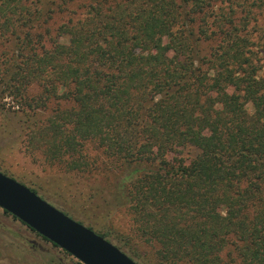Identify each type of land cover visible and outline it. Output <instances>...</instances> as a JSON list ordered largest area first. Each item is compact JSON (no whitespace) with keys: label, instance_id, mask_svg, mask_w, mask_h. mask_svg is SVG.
Instances as JSON below:
<instances>
[{"label":"trees","instance_id":"obj_1","mask_svg":"<svg viewBox=\"0 0 264 264\" xmlns=\"http://www.w3.org/2000/svg\"><path fill=\"white\" fill-rule=\"evenodd\" d=\"M262 8L0 0V99L30 122L57 105L28 149L88 173V147L104 156L159 264H264V39L249 27Z\"/></svg>","mask_w":264,"mask_h":264},{"label":"rangeland","instance_id":"obj_2","mask_svg":"<svg viewBox=\"0 0 264 264\" xmlns=\"http://www.w3.org/2000/svg\"><path fill=\"white\" fill-rule=\"evenodd\" d=\"M255 16L256 21L249 26L253 40L264 39V8L257 10ZM62 21V17L55 16L50 28L55 29ZM67 41L65 36L60 39L61 43ZM31 91L36 93L37 90L33 87ZM18 106L11 98L0 99V172L30 188L76 222L99 234L105 233V239L126 255L133 257L131 250L139 254L141 259L133 257L138 264H146L143 260L159 264L155 250L143 243L130 215L115 201L114 188L120 176L117 171L107 169L109 162L104 156L88 147L89 161L98 169L88 173L68 171L65 163L49 161L39 150L30 151L27 144L30 131H37L57 105L52 102L49 109L39 110L30 118L33 122L21 116ZM61 106L65 108L68 104L62 102ZM0 264L82 263L0 209Z\"/></svg>","mask_w":264,"mask_h":264},{"label":"water","instance_id":"obj_3","mask_svg":"<svg viewBox=\"0 0 264 264\" xmlns=\"http://www.w3.org/2000/svg\"><path fill=\"white\" fill-rule=\"evenodd\" d=\"M0 209L82 264H137L108 240L1 172Z\"/></svg>","mask_w":264,"mask_h":264},{"label":"flooded vegetation","instance_id":"obj_4","mask_svg":"<svg viewBox=\"0 0 264 264\" xmlns=\"http://www.w3.org/2000/svg\"><path fill=\"white\" fill-rule=\"evenodd\" d=\"M38 237H40L41 239H43L41 236L38 235ZM44 240V239H43ZM46 241V240H45Z\"/></svg>","mask_w":264,"mask_h":264}]
</instances>
